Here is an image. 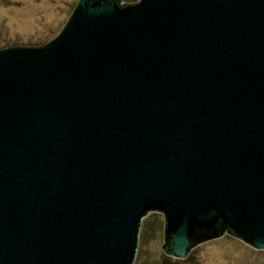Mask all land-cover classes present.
<instances>
[{"label":"water","instance_id":"1","mask_svg":"<svg viewBox=\"0 0 264 264\" xmlns=\"http://www.w3.org/2000/svg\"><path fill=\"white\" fill-rule=\"evenodd\" d=\"M227 233L264 249V0H77L0 48V264H132Z\"/></svg>","mask_w":264,"mask_h":264},{"label":"rangeland","instance_id":"2","mask_svg":"<svg viewBox=\"0 0 264 264\" xmlns=\"http://www.w3.org/2000/svg\"><path fill=\"white\" fill-rule=\"evenodd\" d=\"M136 0H120L121 3ZM77 0H0V48L38 45L63 26ZM163 215L149 211L141 220L132 264H159L165 256ZM185 264H264V249H255L227 233L202 241L182 260Z\"/></svg>","mask_w":264,"mask_h":264}]
</instances>
